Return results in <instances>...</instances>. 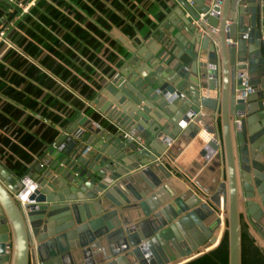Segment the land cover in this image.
<instances>
[{"label":"water","instance_id":"95a60500","mask_svg":"<svg viewBox=\"0 0 264 264\" xmlns=\"http://www.w3.org/2000/svg\"><path fill=\"white\" fill-rule=\"evenodd\" d=\"M162 4L156 38L111 29L129 56L36 156L46 164L30 165L32 182L0 161L13 208L0 201V261L13 262L20 228L23 264H186L225 234L228 264H241V218L264 249V0ZM185 138L211 149L185 163ZM34 185L23 206L16 195ZM222 201L227 228L211 246Z\"/></svg>","mask_w":264,"mask_h":264},{"label":"crops","instance_id":"0c3cea01","mask_svg":"<svg viewBox=\"0 0 264 264\" xmlns=\"http://www.w3.org/2000/svg\"><path fill=\"white\" fill-rule=\"evenodd\" d=\"M53 1L54 0H52V2L48 3L44 7L42 6L45 4V2L40 1L39 3L42 4V6H39L38 3L37 6L32 8V12L35 13L37 10H40V14L46 11L47 16L51 15V13L55 11V8L52 5ZM72 1H74V3L76 4L77 0H68V2L71 3ZM145 1L146 4H144L141 8V11L145 16V21L142 24L137 25L133 29L134 31L130 26H128L130 28L128 30H125L124 32H121L119 30L120 34L124 36L128 42L134 39L137 35L147 36V37L152 36L156 38L160 33V29H161L160 26L164 19L163 16L161 19H159V16L162 13L161 5L163 2H165V0H145ZM87 3L92 8H94V6H92L91 4L92 3L91 0H87ZM149 3L151 4V6L148 5ZM155 5H157L159 8L155 9L154 10L155 12L154 11L151 12L152 8H154ZM73 10H75L74 13L73 11H70V9L69 10L65 9L64 12L62 11V14L66 16V20L83 19L84 16H86V13L82 9H80L78 5ZM15 15L18 16L15 20L14 26H12L8 30L7 35L10 40L11 39L15 40V44L17 45V48H8L7 50H5V44L0 43V87H5L4 92H0V152H2L4 149H7L6 150L7 153L10 154L14 159H17V161L25 168L27 167V170L29 172L30 165L36 166L38 163V160L35 161L36 156L44 152L45 150L44 148L50 145L48 143L51 142L52 139H56V137L61 132V129L63 128V126L59 122L58 117L55 116V115H61L59 114L60 110L56 109L55 107H54L55 109L49 107L48 100L51 97H56L57 100L60 99V101L62 102L60 95L63 94L64 92L63 89L65 87L68 88V86L64 85L65 83L61 79L55 76L57 74L55 73H54L55 75L51 74L49 70L51 68L45 62L50 63L55 60L56 63L59 64V69L61 70L71 69V67L74 66L64 61L63 56L65 54H68L69 50L62 49L64 47L63 44L54 43L53 35L51 31L43 28L40 31V33H38V35H40L42 38L40 41L41 43L38 44L35 40L30 38L28 34L25 32L24 29L29 27L27 24L24 28H17L16 26L17 21L20 19L22 14H18L17 11ZM146 17L149 18V20H147ZM88 28L89 31H94L93 28L90 27ZM19 30H23V31H19ZM98 33L99 34L102 33L103 35H105L104 32H102V30H98ZM22 37H26L27 40L30 41L29 47L33 49L35 56L37 57V59L31 57L34 61L28 59L30 63L33 65L27 67L26 70L21 69V67L25 66L22 65L23 63H20L21 67L18 66L12 68L10 62L5 60V57L8 52L15 51L19 53V51H22L21 48L19 47L20 39ZM113 38L115 39L114 36ZM103 44L104 46H102L100 52L97 54V59L95 60L94 63L91 60L88 61L84 59L85 63L89 65V67L86 70L82 71L84 76H81L78 73L76 74V76L81 80L82 84L85 83L89 85L90 88L93 87L92 82L98 79V74L99 75L101 74L102 77L111 69L115 68L116 64H123L126 57L129 56L128 51L120 52L122 50H119V44H117L113 40L110 41L105 40ZM116 47L118 48L119 52H117ZM123 47L124 49L128 50L124 45ZM55 51H57L56 54L54 53ZM39 58H42L45 61H41ZM68 59L74 60L75 57L70 56L68 57ZM53 64L55 65V63ZM41 73H45L46 77H44L40 81L35 80V77L40 76ZM47 76L53 79L55 83H50L48 85ZM85 76H88V78H86ZM98 87H99V82L96 87L92 88L91 90L88 89L87 94L92 93L90 95L92 97L93 93H95V90ZM71 89L73 96L79 101L83 102L84 99L85 100L87 99L86 96L80 94L78 90H75L73 88ZM10 91L13 93L15 92L21 94L20 99L22 102H24V104H18L14 102V100H12L11 98L12 95H8V92ZM67 96H69V94ZM14 107L15 109H13ZM77 107L75 105V102L72 106H70L69 118L71 116L74 117L75 116L74 113L78 114V112L81 111L82 108L78 107L79 108L78 109ZM89 109L90 111H92L91 108ZM49 110L54 113V118L52 116H49L50 118L46 117V114ZM24 116L34 117L37 121L40 122L41 125L47 126L48 127L47 130L49 132L47 138H43L42 135L39 134L40 132V130L38 129L39 127L35 128L34 130L33 128H30V125H27V121H26L29 118L26 119L24 118ZM53 132H55L54 137H52L50 134Z\"/></svg>","mask_w":264,"mask_h":264},{"label":"trees","instance_id":"16d2710c","mask_svg":"<svg viewBox=\"0 0 264 264\" xmlns=\"http://www.w3.org/2000/svg\"><path fill=\"white\" fill-rule=\"evenodd\" d=\"M91 1V4L92 6H94V8L88 5L87 0H77L76 4L86 13V16H84L83 19H67V21L66 16L62 14V11L64 12L65 9H70V11H73L74 13L75 10L73 9H75L77 5L74 3V1H72L71 3L68 2V0H54L52 5L55 8V11L51 13V15L47 16L46 11L42 12L41 14L38 13L36 19L29 24V27L24 29L28 36L35 40L38 44L41 43L40 41L42 39L41 36L38 35V33H40L43 28L48 29L53 35L54 43L63 44L64 47L62 49L69 50L68 54H65L63 58L65 62H68V64L74 66L71 67V69H59V64H57L54 59V61L50 63L45 62L51 68L49 69L51 74H57L55 76L61 79L65 83L64 85H67L69 88L68 89L65 87L63 89L64 92L62 95H60L62 102L60 101V99L57 100L56 97H51L48 100L49 107H55L56 109L60 110L59 114L61 115L55 116L58 117L59 122L62 126L67 124L72 119V116L69 118V110L70 106H72L74 102L76 107L78 106L79 108H82L81 102L73 96L71 88L78 90L80 94L86 97H91L90 95L92 93L87 94L88 89L91 90L92 88L96 87L98 85V82H100L102 78L101 74H98V79L92 82L93 87L91 88L85 83L82 84L81 80L76 76V74L78 73L81 76H84L82 71L86 70L89 67V65L85 63L84 59L88 61L91 60L94 63L97 59V54L100 52L102 46H104L103 43L105 42V40H113L114 42L119 44V50L123 51V45L116 38H113L110 33L111 29L115 27L121 32H124L131 27L133 30L137 25H140L145 21V16L141 11L142 6L146 4L145 0ZM148 5L151 6L150 3ZM39 6H42V4L39 3ZM37 11L35 13H37ZM151 11L153 12V8ZM1 12L2 11L0 10V13ZM35 13L32 12L30 15H21L20 19L17 21V28H24L26 24L31 20L32 15ZM162 16L163 14L159 16V19H161ZM146 19L149 20V18L147 17ZM88 27L93 28L94 31H89ZM98 30H102V32H104L106 36L102 33L99 34L100 32L98 33ZM29 42L30 41H28L26 37H22L19 43V47L26 55H28V58L15 51H10L7 53L5 60L10 62L12 68L18 66L21 67L20 63H23L22 65L25 66L21 67V69L26 70L27 67L33 65L28 59H37L33 49L29 47ZM116 50L117 52H119L117 47ZM54 53L56 54L57 51H55ZM70 56H74L75 59H68V57ZM39 59L41 61H45L42 58ZM53 63H55V65ZM44 77H46L45 73H41L40 76L35 77V80L40 81ZM85 77L88 78V76ZM47 78L48 85L50 83H55V81L50 77L47 76ZM4 90L5 87H0V92H4ZM68 94L69 96H67ZM8 95H12L11 98L12 100H14V102L18 104H24V102H22L20 99L21 94L15 92L13 93L10 91L8 92ZM13 109H15V107ZM76 114L77 113H74L75 116ZM49 116H52L54 118V113L50 110L46 114L47 118H50ZM24 118H29L26 121L27 125H30V128H33L34 130L35 128L39 127V134H41L43 138H47V136L49 135L47 126L41 125L40 122L37 121L34 117L24 116ZM50 134L52 137H54L55 132ZM53 140L54 139H52V141L48 144H51ZM6 150L7 149H4L2 152H0V161L4 164L5 168L16 176L25 175L28 172L27 167L25 168L23 165H21L17 161V159H14L10 154L7 153ZM186 264H228L227 234H225L222 242L217 248ZM241 264H264V249L257 245L254 237L249 231L248 225L245 221L242 220V218Z\"/></svg>","mask_w":264,"mask_h":264},{"label":"built area","instance_id":"2783aa9c","mask_svg":"<svg viewBox=\"0 0 264 264\" xmlns=\"http://www.w3.org/2000/svg\"><path fill=\"white\" fill-rule=\"evenodd\" d=\"M40 1L45 2V4L42 7H44L48 3L52 2V0H0V10L2 11L0 13V43L5 44V50H7L8 48H17V45L15 44V40H13V39L10 40L8 35H7L8 30L12 26H14L15 20L18 16V15H15L16 12L18 11V14H22V15H30L32 13L31 12L32 8L37 6ZM38 13H40V10H38L37 13L32 15L31 20L27 23L28 26L30 23H32L36 19ZM203 16H205L204 13L201 14V17H203ZM19 31H23V30H19ZM19 54L28 58V55H26L23 51H19ZM104 76L105 75H103L102 78ZM102 78H101V80H102ZM216 83L218 84V80L216 81ZM243 87H244L243 91L240 92L239 96L246 98L247 95L253 90V88L249 85V82L246 79L243 80ZM82 97H84V96H82ZM86 98H87L86 100L85 99L83 100L84 103L80 101L82 104L81 110H83L88 105V103L92 97H86ZM85 101H86V103H85ZM235 121L237 122L238 120L235 118L234 122ZM181 125L185 126L186 124H184V122H181ZM124 137L126 139H128L129 141H131L132 143L143 144V142H144L142 138L134 135V131L124 132ZM217 143L220 144V139H219V142H217ZM220 149H221V146H220ZM91 150H92V147L90 145H87L85 147V149L80 151V153H81V155L87 156V155H89ZM44 159H46V158H44ZM38 164L41 167H44L46 164V161L38 159ZM21 177H23L27 180V182L25 183V187L27 186L28 183L32 182V180H28L26 174L21 176ZM36 188H38L37 185H34L32 188H28L27 191L22 195V197H19L16 195L17 199L21 202V204L23 206L26 205L27 197ZM19 193L22 194V192H19ZM220 208H221V212H222L224 210V208L223 207H220Z\"/></svg>","mask_w":264,"mask_h":264},{"label":"bare ground","instance_id":"6f19581e","mask_svg":"<svg viewBox=\"0 0 264 264\" xmlns=\"http://www.w3.org/2000/svg\"><path fill=\"white\" fill-rule=\"evenodd\" d=\"M200 122V125L204 124V120L203 122L201 123ZM184 143L183 146H179L178 149H180L182 151V158L183 160L185 161V163L187 162V155L189 153V155H199V149L202 148L204 150V152H209L210 151V147H211V144L210 142H206L204 143L203 140L200 141V143L198 142V145L196 146V141H194L192 143V140H188L185 138V141L183 140L182 141ZM182 147V148H181ZM191 148H194V149H191ZM203 152V151H202ZM201 152V154H202ZM203 158H201L202 160ZM200 161V159H199ZM200 169H203V167H200ZM199 169V170H200ZM221 182H222V186L220 188V195L222 196V193L225 191V181L221 179ZM179 186V185H178ZM221 196H220V200H221ZM0 201L3 203V205L5 206V208L7 209L9 215L12 217V213H11V205L9 203H7V197L6 195L0 190ZM221 202V201H220ZM219 202V203H220ZM220 207H225V203L222 201V204L220 205ZM224 213H226V209L223 210V212H220L219 216H220V222H219V225H218V228H217V237L216 239L214 240V242L211 244V246H214L220 239L221 237V234H222V231H224L227 226L225 225L224 226ZM14 223V222H13ZM19 232V233H18ZM22 236H24V231L22 228L18 229L17 230V234H16V242H15V252H14V257H13V262L11 263V261L8 263V264H23L24 263V259H25V255H22V248H23V245H24V254H25V244L26 242H24L22 240ZM202 250V248H201ZM187 257H182L180 256L177 260L178 261H182L184 259H186ZM2 261H0V264H1ZM178 262H171L169 261L168 264H177ZM2 264H5V262L3 261Z\"/></svg>","mask_w":264,"mask_h":264},{"label":"rangeland","instance_id":"374dc122","mask_svg":"<svg viewBox=\"0 0 264 264\" xmlns=\"http://www.w3.org/2000/svg\"><path fill=\"white\" fill-rule=\"evenodd\" d=\"M168 6V5H167ZM157 8H159L157 5H155L154 6V8H153V11L155 10V9H157ZM152 12V11H151ZM155 12V11H154ZM121 52H127V50L126 49H124L123 51H121ZM216 114H217V112H216ZM215 123H216V128H217V132H218V136H219V139H220V141H221V138H220V127H219V118L216 116V119H215ZM220 144H221V142H220ZM221 152H222V148H221ZM222 159V158H221ZM219 207V206H218Z\"/></svg>","mask_w":264,"mask_h":264},{"label":"flooded vegetation","instance_id":"af4514ba","mask_svg":"<svg viewBox=\"0 0 264 264\" xmlns=\"http://www.w3.org/2000/svg\"><path fill=\"white\" fill-rule=\"evenodd\" d=\"M247 224V223H246ZM249 228V227H248Z\"/></svg>","mask_w":264,"mask_h":264}]
</instances>
